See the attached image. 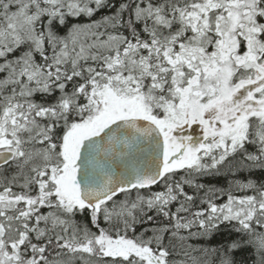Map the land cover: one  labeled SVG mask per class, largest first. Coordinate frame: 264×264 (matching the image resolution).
Masks as SVG:
<instances>
[{
    "label": "snow or ice",
    "instance_id": "obj_1",
    "mask_svg": "<svg viewBox=\"0 0 264 264\" xmlns=\"http://www.w3.org/2000/svg\"><path fill=\"white\" fill-rule=\"evenodd\" d=\"M0 264H264V0H0Z\"/></svg>",
    "mask_w": 264,
    "mask_h": 264
},
{
    "label": "trees",
    "instance_id": "obj_2",
    "mask_svg": "<svg viewBox=\"0 0 264 264\" xmlns=\"http://www.w3.org/2000/svg\"><path fill=\"white\" fill-rule=\"evenodd\" d=\"M108 11H109V9L102 10L100 13L97 14L96 18H99V16L106 14ZM71 22H75V21H70V23ZM80 22H85V21L82 20ZM61 34H63V32ZM194 128H195L194 135L198 136L200 134V129L198 127H195V126H194ZM242 175H244V174L237 173V176L234 177L227 170H221L220 173L202 176V177L198 178V181L200 183L205 184L206 186H215L217 188H227L229 185V182L231 180H233L234 178L240 177ZM256 175L259 176L260 173L257 172ZM188 190L191 191L190 189H188ZM140 227H143V226H140ZM140 227H138L137 231L140 230ZM231 235H234V234H230V231L228 229H224L221 233L217 234L215 236V238L210 241V243L212 245H216V244H220V243H226L231 238ZM249 252H250V250H249ZM249 260H251L250 255H249Z\"/></svg>",
    "mask_w": 264,
    "mask_h": 264
}]
</instances>
